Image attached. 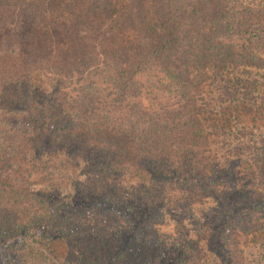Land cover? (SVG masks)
Returning a JSON list of instances; mask_svg holds the SVG:
<instances>
[{"label": "trees", "instance_id": "16d2710c", "mask_svg": "<svg viewBox=\"0 0 264 264\" xmlns=\"http://www.w3.org/2000/svg\"><path fill=\"white\" fill-rule=\"evenodd\" d=\"M211 1L218 16L211 15V27L220 39L237 34L241 43L233 47L208 40L190 46L185 39L192 40L198 31L186 13L196 12L195 2L188 10L179 0H0V45L14 38L20 62L27 65L59 55L62 64L55 71L61 83L56 89L63 94L59 100L68 102L45 128L21 133L0 124V264H65L46 245L73 239L111 242L101 259L96 253L92 261L93 249L86 250L88 264H212L202 248L179 242L162 229L163 212L139 196L136 202L81 189L82 173L125 180L174 177L217 189L225 204L227 191L217 187L236 185L227 180L232 176L249 196L236 209L240 227L247 235L264 232L261 123L242 122V131L236 133L241 144L226 157L212 142L215 125L211 128L205 120L211 106L204 96L208 72L223 76L239 63H253L240 36L244 25L233 26L228 15L226 19L218 12V2ZM155 68L163 89L143 83ZM230 87L222 85V92L232 95L237 88ZM247 90L238 103L247 111L263 109L256 88ZM113 107L124 112L113 117L98 112ZM13 138L22 144L12 154L8 146ZM259 142L261 148L255 147ZM241 155L243 170L228 165ZM223 157L227 164L219 159ZM51 161L75 164V171L58 183L50 172ZM165 249H175L178 256L165 261Z\"/></svg>", "mask_w": 264, "mask_h": 264}, {"label": "rangeland", "instance_id": "374dc122", "mask_svg": "<svg viewBox=\"0 0 264 264\" xmlns=\"http://www.w3.org/2000/svg\"><path fill=\"white\" fill-rule=\"evenodd\" d=\"M212 1L218 2V12L223 14L226 19L228 15L232 19L229 22L233 26L244 25L242 30L235 31L237 33L240 30L243 31L244 34L240 36H242V40H245V48H248L247 54L251 55L253 60L251 65L243 62L244 64L239 63V66L232 70L230 67L227 70L228 73H224L223 76L212 69L208 72L210 83L205 85L204 96L211 106L205 115V120L211 128L215 125L212 141L215 150L227 157L228 152L232 155L236 146L241 144L236 133L242 131V122H251L253 119H257L264 129V108L259 111L251 108L247 111L241 102L238 103L239 100H243L241 99L242 94L248 93L247 88L253 90L256 88L259 95L257 97L264 99V0ZM194 2L197 7L195 8L196 12L187 11L188 13H186L189 23L198 31L192 40L185 39L190 46L194 47L195 41L202 43L208 40L229 42L227 44L233 45V47L241 43L237 39V34L231 36L229 40L219 38L222 36L220 32L217 34L211 27V23L215 22L212 20V16L214 18H218V16L215 15L216 13H212L209 0H179V4H183L188 10L195 6ZM216 26L220 27L217 23ZM127 30L126 33L129 34V37L134 38L133 34L135 33L131 29ZM9 40L4 45L13 48L0 45V124L3 122L2 128L8 131L13 129L21 133L29 132L32 130L31 127L45 128L52 122L53 113L61 112L68 104L65 100H59L63 94H60L56 89V86L61 83V78L56 73V67H59L62 62L59 55L50 54L47 59H40L36 64H24L20 62L17 48L14 47L15 39L10 38ZM230 61L232 62V59ZM157 71L158 69L148 72L151 77L143 79L144 82H142L145 86L154 84L158 89H163L164 81H156L157 77H161ZM241 76L243 81L240 80ZM219 80L224 83L221 84ZM236 83H239L240 87H236ZM222 85L231 86L230 88H234V90L237 88V90L232 95H227L222 92ZM249 94L253 97L252 91ZM142 99L145 101L144 95H142ZM45 102H47L46 105ZM223 107L224 110H222ZM123 110L122 107L115 109L113 107L107 113L105 110L98 112L102 113L101 115L108 114L113 117L121 115ZM20 141L19 138L16 141L14 138L9 141V143L11 142V145L8 146L10 153L13 154L14 146ZM260 145V142L254 144L257 148H261ZM17 150L19 151L18 147ZM36 154L38 152L34 155ZM219 159L223 164L228 163L230 167L236 166L241 170L245 167L243 155L241 158L235 157L227 163L226 158ZM51 163V175H53V180L58 183L65 182L69 172L75 171V164L63 166L58 161H51ZM226 177L227 180L236 182L235 187L230 185L229 189L222 185L217 187L227 191L229 199L226 204L222 202L217 189L205 190L200 184H189L187 180L181 181L174 177L159 176L148 181L147 179L125 180L122 179V176L111 178L109 174L98 176L94 173H82L79 176V186L81 189L86 186L96 192L106 191L113 196L127 197L128 201L137 202V196H139L147 205L164 213L165 217L162 222H165V226L161 227L167 231L171 238L177 239L179 242L187 241L196 248H202L212 264H264V232L247 235L243 232V227H240L241 219L236 215V209H241L242 205L248 202L249 196L246 194L244 186L240 185L232 176ZM220 183L218 181V184ZM227 210H230V213H227ZM229 227L233 229L232 237L228 233ZM110 243L101 240H91L90 243L81 240L77 243L73 239L55 242L49 246L46 245V247H50L51 253L58 260L64 261L65 264H88L85 259L86 250L93 249L90 255L92 261H94L96 253L98 254L97 259H101L106 256ZM39 246L41 245L39 244ZM177 256L178 252L175 249H165L162 258L170 262ZM81 257L82 259H80Z\"/></svg>", "mask_w": 264, "mask_h": 264}]
</instances>
